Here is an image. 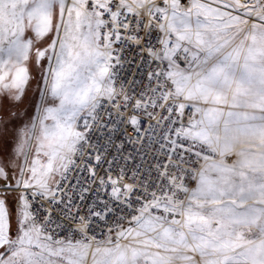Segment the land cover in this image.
<instances>
[{
	"label": "snow or ice",
	"instance_id": "snow-or-ice-1",
	"mask_svg": "<svg viewBox=\"0 0 264 264\" xmlns=\"http://www.w3.org/2000/svg\"><path fill=\"white\" fill-rule=\"evenodd\" d=\"M0 264H264V0H0Z\"/></svg>",
	"mask_w": 264,
	"mask_h": 264
}]
</instances>
